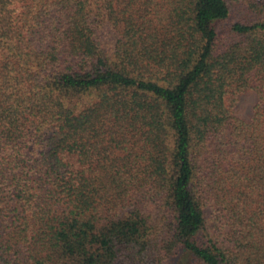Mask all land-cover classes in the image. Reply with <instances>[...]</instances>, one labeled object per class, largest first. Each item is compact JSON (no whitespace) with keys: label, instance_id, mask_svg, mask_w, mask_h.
Returning <instances> with one entry per match:
<instances>
[{"label":"trees","instance_id":"trees-1","mask_svg":"<svg viewBox=\"0 0 264 264\" xmlns=\"http://www.w3.org/2000/svg\"><path fill=\"white\" fill-rule=\"evenodd\" d=\"M179 246L264 264V0H0V264Z\"/></svg>","mask_w":264,"mask_h":264},{"label":"rangeland","instance_id":"rangeland-1","mask_svg":"<svg viewBox=\"0 0 264 264\" xmlns=\"http://www.w3.org/2000/svg\"><path fill=\"white\" fill-rule=\"evenodd\" d=\"M255 103V96L253 93H246L239 98L236 115L240 118L247 119L252 111V107ZM168 264H194L192 257L184 250L182 246H179L175 254L170 258Z\"/></svg>","mask_w":264,"mask_h":264}]
</instances>
